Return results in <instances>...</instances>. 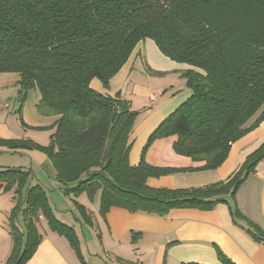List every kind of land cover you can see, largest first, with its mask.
Returning <instances> with one entry per match:
<instances>
[{
	"label": "trees",
	"instance_id": "16d2710c",
	"mask_svg": "<svg viewBox=\"0 0 264 264\" xmlns=\"http://www.w3.org/2000/svg\"><path fill=\"white\" fill-rule=\"evenodd\" d=\"M147 38L170 59L191 66L183 73L191 95L150 134L133 165L130 136L139 111L120 93L102 92L91 83L98 79L109 88ZM0 72L19 74L16 112L23 125V103L35 88L41 94L38 111L58 116L48 146L31 140L0 143L46 153L64 194L86 193L93 201L100 192L103 217L112 207L164 216L177 208L209 210L226 203L235 220L243 219L252 237L264 243V229L237 204L240 187L264 159V142L226 180L184 188L148 184L152 177L218 168L232 144L264 120V0H0ZM169 136H176L177 154L203 164L147 162L154 141ZM29 176L21 167L0 171L4 190L16 194L9 216L13 245L5 264H26L35 254L43 239L40 215L84 262L76 230L57 218L41 185H27ZM75 206L92 222L85 206L77 201ZM140 237L132 233L133 242ZM216 251L224 264H235L219 247Z\"/></svg>",
	"mask_w": 264,
	"mask_h": 264
},
{
	"label": "crops",
	"instance_id": "0c3cea01",
	"mask_svg": "<svg viewBox=\"0 0 264 264\" xmlns=\"http://www.w3.org/2000/svg\"><path fill=\"white\" fill-rule=\"evenodd\" d=\"M138 59L141 61L148 59L150 64L166 63L169 64V67L178 68L181 71L191 68L188 64L176 62L164 55L155 41L147 38L138 43L118 73L127 76L130 71L135 69ZM156 67L166 68L162 65H156ZM116 77L117 75L110 80L107 89L103 88L98 79H94L91 85L97 90L116 95L121 93L125 86V83L116 80ZM18 81L19 74L16 72L0 73V103L4 97H8V100L1 104V109L11 112V108L13 112L17 111L20 89ZM164 88L165 91L160 94L157 91L152 92L153 87L152 89L144 87L136 89L135 87L136 93L129 96L125 93L123 96L130 100L131 104L132 95H135V98L146 99L149 104L155 106H149L151 110L146 113L145 118L137 117L136 119L130 136L132 146L129 158L133 165L139 163L142 149L150 134L165 117L191 95V90L186 83H182L178 88L174 84L169 87L164 86ZM170 93L172 95H169ZM40 99L41 94L37 88L29 92L23 107V120L26 125H23L17 117H13L14 120H11L13 114L4 116L3 112H0V140H27L31 127L50 126L55 122L58 118L57 115H42L37 111L36 107ZM254 119L255 117L248 124H251ZM36 139L29 138L28 140L41 144ZM175 140L176 136H169L154 141L147 151V162L156 166L178 168L196 167L203 164V162L193 161L190 157L177 154L173 148ZM263 142L264 120L254 130L232 144L228 157L218 168L171 174L163 176L165 179L162 180L164 181L158 183L155 181L151 183L152 179L149 178L148 184L155 187L184 188L200 187L226 180ZM14 150L29 154L32 159L38 162V165L42 164L43 160L47 162L46 155L38 150L24 147H14ZM50 179L54 186H59L60 189L65 188L60 182L57 185V179ZM39 182L38 184L42 187L46 184L41 178H39ZM31 184L34 185V182L31 181L28 186ZM5 185V181L0 182V264H5L13 245L9 216L16 205L14 189L5 191ZM10 193H13L12 199L5 204L2 197ZM63 196L67 197L64 193ZM95 196L93 201H90L86 193L78 197L72 194L68 196L74 209L76 208L75 201L86 207L92 221L85 222L76 208L80 214L81 234L78 228L73 227L77 232L84 262L78 258L76 251L65 236L53 231L49 225L48 228L43 226L44 220H47L43 215H40L37 227L43 239L35 254L26 264H164L165 261L166 264L190 261L204 264H224L218 259L216 251L218 247L235 264H264V243L258 242L252 237L245 228L243 219L235 220L230 206L226 203H220L209 210L177 208L164 216L145 212H130L125 208L112 207L103 217L99 211L100 192ZM63 200L64 206H69V203ZM87 203L93 206H88ZM96 204H98V208L95 207ZM237 204L247 218L264 229V159L240 187L237 193ZM56 211L54 209L57 218L61 220ZM17 223L21 229L24 228L23 217L18 218ZM133 232L141 233V237L136 242L132 240ZM174 241L176 242L172 243Z\"/></svg>",
	"mask_w": 264,
	"mask_h": 264
},
{
	"label": "rangeland",
	"instance_id": "374dc122",
	"mask_svg": "<svg viewBox=\"0 0 264 264\" xmlns=\"http://www.w3.org/2000/svg\"><path fill=\"white\" fill-rule=\"evenodd\" d=\"M156 65H162L166 68L163 69L161 67H156ZM168 65L169 64L159 63V62L150 64L148 59H145L143 61L138 59L137 63L135 64V69L130 71V73L127 76H124L123 74H119V73L116 74L117 75L116 80H120L122 83H125V86L123 87L122 92H121L122 94L120 93V95L123 97L125 93L127 94V96L133 93H136V91L134 90L135 87L136 89L140 87L152 89L153 87L154 90L152 92L157 91V92H160V94H162L163 91H165L164 86L169 87L171 84H174V86L178 88L182 85V83H187L186 77L183 76L184 71H181L178 68L169 67ZM0 73H4V72H0ZM172 93H170L169 95H172ZM7 100H8V97H4V99L2 100V103H0V112H3L2 114L4 116L13 114V116H11V120H14L13 117L19 118L17 112H13L11 108H10L11 112L1 109L2 108L1 104H3V102ZM131 100H132V108L134 110L139 111L137 117H140L142 119L145 118L146 113H148L151 110L149 106H154L152 104H149L146 99L135 98V95H132ZM25 102L23 103V107H24ZM37 111H38V108H37ZM22 114H23V108H22ZM52 131H53V128L51 127V125L43 126V127H31L28 133V137L37 138L36 140H38L41 143L40 145L48 146L51 141ZM6 146L8 149L5 148ZM34 150H38V149H34ZM38 151L44 153L41 150H38ZM44 154L47 157L46 158L47 162L43 160L42 161L43 165L41 163L38 165V162L32 159L29 154L15 151L14 147H9L8 145H4L0 143V171L4 169H9V168L14 169V168H18L22 166L21 167L22 169L30 172L28 183H31L32 181L34 182V185H37L38 183H40L39 178H41V180L44 183H46L45 185H43V188L44 190H46V193L47 192L49 193L50 204L51 206L52 205L54 206L53 209L57 210L56 213L58 214V217L61 219V221L65 222L66 224L72 225L78 228L81 234L80 214L76 210V208L74 209L73 203L69 199L70 197L68 198L69 195H67V197L63 196V193L66 189L64 187L60 189L58 188L59 186H54L53 184H51L50 178H53L55 180L57 174H55L56 171L54 170L55 168H54L51 158L46 153ZM151 179H152L151 183L154 181L158 183L159 181H164L162 179H165V178L162 176L160 178L152 177ZM57 185H59V182ZM72 195L75 196L74 194ZM12 196H13V193H10L2 197L5 200L4 201L5 204L11 201ZM62 200L68 202L69 206L65 207L64 202H62ZM87 204L88 206H91V207L93 206L90 203H87ZM96 206L98 208V204H96L95 207ZM99 209H100V204H99ZM43 226L47 228L49 227L47 221L44 220ZM10 252H11V248H10Z\"/></svg>",
	"mask_w": 264,
	"mask_h": 264
}]
</instances>
